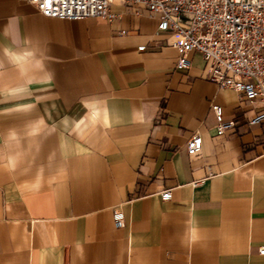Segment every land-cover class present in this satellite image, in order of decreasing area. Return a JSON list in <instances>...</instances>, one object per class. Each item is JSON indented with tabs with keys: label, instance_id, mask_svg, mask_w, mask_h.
Wrapping results in <instances>:
<instances>
[{
	"label": "crops",
	"instance_id": "1",
	"mask_svg": "<svg viewBox=\"0 0 264 264\" xmlns=\"http://www.w3.org/2000/svg\"><path fill=\"white\" fill-rule=\"evenodd\" d=\"M110 9L0 0V264H264V101L218 89L197 52L175 68L155 18Z\"/></svg>",
	"mask_w": 264,
	"mask_h": 264
},
{
	"label": "built area",
	"instance_id": "2",
	"mask_svg": "<svg viewBox=\"0 0 264 264\" xmlns=\"http://www.w3.org/2000/svg\"><path fill=\"white\" fill-rule=\"evenodd\" d=\"M35 7L45 17L63 20L98 18L110 22L118 16L110 6H127L134 15L145 10L157 20L156 31L175 38L168 42L177 52L175 68L189 65L188 52L199 53L208 61L206 78L218 89L228 88L248 101H264V0H19ZM142 50L143 46L137 47ZM217 134L235 126L222 117L221 107L211 104ZM264 111L247 120L258 124ZM201 138L192 134L185 143L189 154L198 152ZM161 200L170 197V189L159 193ZM115 227L123 226V216L113 210ZM264 254V246L259 247Z\"/></svg>",
	"mask_w": 264,
	"mask_h": 264
}]
</instances>
